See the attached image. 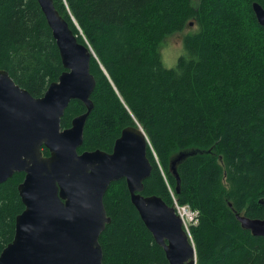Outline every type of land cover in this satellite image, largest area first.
Instances as JSON below:
<instances>
[{
  "label": "trees",
  "instance_id": "obj_1",
  "mask_svg": "<svg viewBox=\"0 0 264 264\" xmlns=\"http://www.w3.org/2000/svg\"><path fill=\"white\" fill-rule=\"evenodd\" d=\"M52 1L94 54L93 109L78 152H111L121 129L138 124L152 166L141 194L171 205L172 193L198 211L190 226L196 264H264V237L236 218H264V27L251 7L264 0ZM174 34L182 52L167 68L160 49ZM0 69L34 97L64 70L37 0H0ZM85 110L71 100L61 128ZM180 154L176 188L171 161ZM23 177L0 183V252L24 208ZM103 204L111 218L98 239L103 264H169L124 178L109 184Z\"/></svg>",
  "mask_w": 264,
  "mask_h": 264
},
{
  "label": "water",
  "instance_id": "obj_2",
  "mask_svg": "<svg viewBox=\"0 0 264 264\" xmlns=\"http://www.w3.org/2000/svg\"><path fill=\"white\" fill-rule=\"evenodd\" d=\"M37 2L64 70L41 96L34 97L0 69V183L14 173H24L17 187L24 208L15 216L14 236L0 252V264H103L98 239L111 220L103 196L111 182L123 178L132 205L168 263L196 264L194 245L173 207L156 195L141 194L152 169L141 126L123 127L111 152H78L93 109L90 95L95 78L90 59L94 54L78 40L52 0ZM251 7L264 27V7L256 1ZM71 100L81 101L86 110L73 117L69 127L61 128ZM182 157L171 161L176 188V163ZM236 218L243 229L264 237V218L241 214Z\"/></svg>",
  "mask_w": 264,
  "mask_h": 264
},
{
  "label": "rangeland",
  "instance_id": "obj_3",
  "mask_svg": "<svg viewBox=\"0 0 264 264\" xmlns=\"http://www.w3.org/2000/svg\"><path fill=\"white\" fill-rule=\"evenodd\" d=\"M189 25H190L188 27L189 30H194L196 28V26L193 25V22H190ZM160 50L162 51V52L160 51L161 52L160 54L163 65L167 68L173 67L176 64L178 56L182 52L181 34H174L166 38ZM195 223L196 222L187 223L189 234H190V226Z\"/></svg>",
  "mask_w": 264,
  "mask_h": 264
},
{
  "label": "built area",
  "instance_id": "obj_4",
  "mask_svg": "<svg viewBox=\"0 0 264 264\" xmlns=\"http://www.w3.org/2000/svg\"><path fill=\"white\" fill-rule=\"evenodd\" d=\"M171 195H172V200H173L171 206L174 208L176 214L180 217L182 221L183 229L190 237L187 223L197 221L198 211L194 210L193 208L191 209V207L188 204L177 203L176 202L177 200L175 199L174 195L172 193Z\"/></svg>",
  "mask_w": 264,
  "mask_h": 264
}]
</instances>
